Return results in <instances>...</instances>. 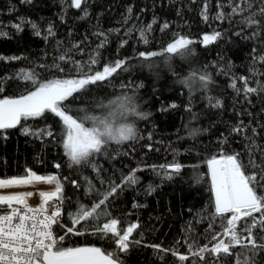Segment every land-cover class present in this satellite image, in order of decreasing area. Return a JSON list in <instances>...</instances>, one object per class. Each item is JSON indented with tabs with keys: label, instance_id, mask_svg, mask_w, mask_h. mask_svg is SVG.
I'll return each instance as SVG.
<instances>
[{
	"label": "trees",
	"instance_id": "trees-1",
	"mask_svg": "<svg viewBox=\"0 0 264 264\" xmlns=\"http://www.w3.org/2000/svg\"><path fill=\"white\" fill-rule=\"evenodd\" d=\"M233 2L241 3V0ZM251 2L255 5L253 10H257L259 0ZM204 3L205 0H86L82 9L87 10L88 16L81 19V9L66 7L70 0H32L31 3L0 0V28L9 34L8 38H0V56L23 57L11 62L0 60V78L9 77L4 82L5 91L0 93V98L33 90L31 83L15 78L20 69L34 68L40 81L79 78L75 64L57 58L79 42L83 52L73 50L72 59L81 62L84 71L88 72L90 55L104 39L96 33L103 32L107 34V43L99 49V62L91 66V71H101L105 64H114L117 60L126 61V70L119 71L107 82L90 85L85 91L74 94L67 102L69 114L74 117L101 115L106 111L102 105L122 95L134 96L138 109L149 113L146 119L133 115L123 121L136 125L139 139L122 144L110 142L105 152L92 158V163L101 170L100 176L105 180L103 185L90 164L69 168L62 147V123L52 114H48L47 119L30 118L22 124L33 130L51 126L56 134L55 140L23 135L19 126L7 130V139L0 135V179L24 176L26 169L38 175L56 174L61 179L64 200L60 221L64 228L57 226L55 234L57 239L63 236L64 240L59 246L100 247L105 254L115 252L123 264H194V261L195 264H237V259L242 261L245 256L250 258L251 264H264V250L253 254L250 249L239 245L231 248V255L221 254L217 259L206 253L204 261L189 256L184 262L171 252L165 254L149 247L175 248L179 254L187 255L188 243H194L198 248L204 245L211 247L218 242L212 237L223 233L226 218L231 213L224 214L225 218L213 215L214 197L207 160L218 156L223 149L227 154L240 153L242 161L247 164L246 145L249 141L245 137L253 136L252 128L257 129L255 140L260 148L256 150L255 158L258 162L264 151V93L252 94L246 99L243 93L238 95L229 87L232 76L249 77L253 87L256 79L264 83V75L253 77L249 71L253 56L264 54V27L241 24V15L223 21L215 19L218 4L224 5V13L231 11L228 0H207L209 20L205 22L201 16ZM242 6L246 8L247 4ZM10 8L14 11L10 12ZM129 8L132 9L130 17ZM21 17L35 21L44 35H47L48 25H53L55 37L45 41L35 36L28 24L17 33L9 25L18 23ZM154 18L156 23L147 33L148 43H144L139 37V29L146 27ZM258 19L264 23V18ZM165 22L169 27L162 32L161 25ZM129 28L134 30L126 34ZM213 31H220L223 35L205 46L201 42L203 35ZM253 32L260 34L253 36ZM176 34L194 41L191 45L193 52L187 57L172 55L166 62L163 49ZM124 40L127 43L121 47ZM57 41L61 42L59 46ZM153 51L161 55L149 61L139 57L140 52ZM54 63H59L63 71L50 67ZM229 63L231 71L228 75L218 70L220 67L227 69ZM39 65L49 67L41 68ZM255 67L264 74V64L257 63ZM193 71H207L211 75L212 83L207 89L196 83L190 91L180 82ZM136 85L142 87L136 88ZM238 87L242 89L243 83L238 81ZM208 97L214 98L213 102L219 99L223 107H210ZM172 104L177 107H170ZM189 105L192 112L187 111ZM162 108L167 111H161ZM241 121L247 126L245 132H232V128ZM194 129L198 131L189 135ZM149 133L152 134L151 140L148 139ZM225 137L227 143L221 144ZM150 143L151 151L146 147ZM173 161L182 165L178 174L171 179L158 174V166ZM57 163L61 165L59 169L54 167ZM152 166H157V171H153ZM136 168L140 169L136 173L139 183L125 186L110 197L106 208L111 218L120 221V229L138 222L139 228L132 237L140 240V244H133L127 253H121L111 235L104 239L93 235L91 224L76 226L82 234L67 232L72 227L70 212H75L79 205L91 208L102 198L101 193L110 190V182L119 184L123 176ZM247 171L250 173L253 169L249 167ZM85 177L92 181L96 191L86 192ZM73 180L80 186H74ZM150 187L154 189L151 192ZM258 194L264 195V188L258 189ZM134 204L140 206L133 207ZM104 222L106 218L99 221L100 224ZM248 223H251L250 219ZM237 227L242 235H247L244 221L238 222ZM254 232L260 242L264 230L258 228ZM219 239L227 241L228 237L221 235Z\"/></svg>",
	"mask_w": 264,
	"mask_h": 264
},
{
	"label": "snow or ice",
	"instance_id": "snow-or-ice-1",
	"mask_svg": "<svg viewBox=\"0 0 264 264\" xmlns=\"http://www.w3.org/2000/svg\"><path fill=\"white\" fill-rule=\"evenodd\" d=\"M21 2L31 3L32 0H21ZM85 3L86 0H70V4H66V7L81 9L83 11L81 19H83L88 16L87 10L82 9V5ZM259 3L260 6L254 11L255 5L251 0H241V3H234L233 0H228V7L231 8V11L227 14L224 13V5L218 4L215 19L223 21L236 15H241L243 17L240 21L241 24L247 27H264L262 20L258 19V17L264 18V0H259ZM243 4H247V7H243ZM9 11H14V8H10ZM131 12L132 9L129 8V17ZM245 12L248 15H244ZM201 16L205 22L209 20L207 0H205L201 10ZM155 23L156 20L154 18L146 27L139 29V37L144 43H148L147 33L151 32ZM25 24L31 26L35 36L42 37L45 41L56 35L53 25H48L47 35H44L35 21L25 20L23 17L19 18L18 23H12L9 26L19 33L23 31ZM168 27V23L165 22L161 25V31L163 32ZM133 30V28H129L126 34H131ZM239 34L237 33V35ZM259 34V32H253V36H258ZM96 35L102 36L104 39L90 55L87 62L88 72L84 71L81 62L72 59L73 50L78 49L83 52L79 42L64 50L57 58L59 61L75 64L76 70L80 73L79 78H54L40 81L37 79L38 74L34 68L20 69L16 73L15 78L31 83L33 90H27L18 96H3L0 98V135L7 139V130L15 129L19 126L23 135H30L40 139L48 137L55 140L56 134L51 126L33 130L22 124V121L30 118L47 119V115L52 114L62 123V147L65 156L68 158L69 168L90 164L103 185L105 180L100 176L101 170L92 163V158L105 152L110 142L122 144L139 139L136 125L123 121L133 115L146 119L149 113L138 109L134 96L122 95L116 97L115 100H110L107 105H102V107L106 108V111L101 115L74 117L69 114L67 102L69 98L74 97V94L85 91L90 85L107 82L119 71L126 70V61L117 60L114 64H105L101 71H95L94 73L91 71V66L99 62V49L107 43V34L99 32ZM222 35L220 31H213L211 34H204L201 42L206 46L219 40ZM8 36L9 34L0 28V38H8ZM126 43L127 40L122 41L121 47ZM193 43L194 41L189 37L176 34L172 42H169L163 49V53L166 54V62L171 59L172 55L181 57L191 55L193 52L191 45ZM60 44L61 42L57 41V45L59 46ZM253 52H256L255 48ZM159 55L161 53L154 51L139 53V57L144 61H149L150 58ZM20 59H23V57L0 56V60L8 62ZM257 63L264 64V54L253 56V65L249 68L253 77L264 75L259 73V70L255 67ZM39 67L49 66L39 65ZM50 67L63 71L59 63H54ZM148 67L151 68L152 65L149 63ZM218 70L228 75L231 71V63H229L227 69L220 67ZM8 79L9 77L0 78V93L5 91L4 82ZM238 81L243 83L242 89L238 87ZM180 82L187 86L190 91L196 83L207 89L208 85L212 83V77L207 71L200 73L193 71ZM122 87L125 86L122 85ZM128 87L132 86L129 85ZM135 87L139 88L142 85H136ZM229 87L238 95L243 93L246 99L252 94L264 93V83L260 79H256V86L253 87L250 86V78L245 76H232ZM213 99L208 97L210 107H223L222 101L215 99L213 102ZM249 102L251 101L249 100ZM170 107L175 108L177 105L172 104ZM161 111H167V109L162 108ZM187 111L192 112L190 105ZM195 118V114H193V119ZM246 127L241 121L232 128V132L243 133ZM196 131L198 130H192L189 135H194ZM252 133L253 136L245 137L249 141L246 145L248 149L247 164L242 161L240 153L227 154L223 149L218 156L214 155L207 160L211 178V191L214 197L215 211L213 215L225 218L224 214L231 213L226 218L227 225L223 228V233H216L212 237L213 241L218 242L211 247L204 245L198 248L194 243H188L187 255L179 254L175 248L163 249L160 245H149V247L165 254L171 252L181 262L188 260L189 256L198 257L200 261H204L206 253H211L218 259L221 254L231 255V248L237 245L250 249L253 254L257 250H264V237H261L260 242H258L254 232L258 228L264 230V195L258 194V189L264 188V151H262L261 159L258 162L255 158L256 150L260 148L255 140L257 129L252 128ZM148 139H152L151 133L148 134ZM226 143L227 137L221 140V144ZM146 147L149 151L153 150L151 143ZM54 167L59 169L61 165L57 163L54 164ZM249 167L253 169L250 173L247 171ZM152 168L153 171H157V166H152ZM158 168L160 170L158 174L171 179L173 175L180 172L182 165L173 161L167 165H160ZM139 170V168L132 169L127 176L122 177L119 184L114 181L110 182V190L101 193L102 198L98 202L93 203L91 208L79 205L75 212H70L68 215L71 219L72 227H69L67 232L76 231V234H82L76 229V226L91 224L93 235H97L101 239L111 235L117 249L121 253H127L133 244H140V240H135L132 237L133 232L139 228L138 222L131 223L128 227L120 229L118 227L120 221L116 218H111L106 208L110 197L118 194L125 186L131 187L139 183V178L136 175ZM25 172L26 175L24 176L0 179V189L40 183L52 185L54 189L38 192L41 203L37 207H32L28 204L27 198L36 194L31 191L0 195V208L7 206L4 214H0V264H123V261L120 260L115 252L105 254L100 247L64 248L59 246L64 237L57 239L54 235L53 227L60 222L62 216L63 183L56 174L38 175L31 169H26ZM64 179L66 180L67 177ZM85 181L87 183V193L96 191L95 185L91 180L85 177ZM72 184L76 187L80 186L75 180L72 181ZM153 190L151 187L149 188V192ZM139 206L137 204L133 205V207ZM102 218H106V222L100 224L99 221ZM249 219L251 223H248ZM241 221L245 223L244 232L247 234L246 236L242 235L237 227L238 222ZM209 227L211 228L212 226L209 225ZM221 235L228 237L227 241L219 239ZM237 255L239 257V254ZM237 264H251V260L245 256L242 261L238 258Z\"/></svg>",
	"mask_w": 264,
	"mask_h": 264
},
{
	"label": "bare ground",
	"instance_id": "bare-ground-1",
	"mask_svg": "<svg viewBox=\"0 0 264 264\" xmlns=\"http://www.w3.org/2000/svg\"><path fill=\"white\" fill-rule=\"evenodd\" d=\"M25 190L28 192V191H31L33 193H36L34 194L33 196H31L30 198L34 201L38 200L40 197L38 195V192L39 191H45L47 189L50 188V185H47V184H44V183H40V184H37V185H25ZM14 192H9V193H4V194H1V195H6V194H11V193H15V192H26V191H15L13 190ZM64 231V230H63Z\"/></svg>",
	"mask_w": 264,
	"mask_h": 264
},
{
	"label": "built area",
	"instance_id": "built-area-1",
	"mask_svg": "<svg viewBox=\"0 0 264 264\" xmlns=\"http://www.w3.org/2000/svg\"><path fill=\"white\" fill-rule=\"evenodd\" d=\"M53 189H54V186L50 185V188L47 189V190H45V191H50V190H53ZM6 195H7V194H6ZM27 200H28V204H29L30 206H32V207H37V206L41 203V198H39L38 200L34 201V200H32L30 197H28ZM14 206H15V205H14ZM5 210H7V206H6V205L3 206V208H0V214H4V211H5ZM57 226H62V227L64 228V225L61 223V221H60L57 225H55V226L53 227V232H54L55 237H56V234H55V228H56Z\"/></svg>",
	"mask_w": 264,
	"mask_h": 264
},
{
	"label": "rangeland",
	"instance_id": "rangeland-1",
	"mask_svg": "<svg viewBox=\"0 0 264 264\" xmlns=\"http://www.w3.org/2000/svg\"><path fill=\"white\" fill-rule=\"evenodd\" d=\"M13 190H15V191H21V190L26 191L24 186L5 188V189H0V195L4 194V193H9L10 191L14 192Z\"/></svg>",
	"mask_w": 264,
	"mask_h": 264
},
{
	"label": "water",
	"instance_id": "water-1",
	"mask_svg": "<svg viewBox=\"0 0 264 264\" xmlns=\"http://www.w3.org/2000/svg\"><path fill=\"white\" fill-rule=\"evenodd\" d=\"M79 247H92V246H79Z\"/></svg>",
	"mask_w": 264,
	"mask_h": 264
}]
</instances>
